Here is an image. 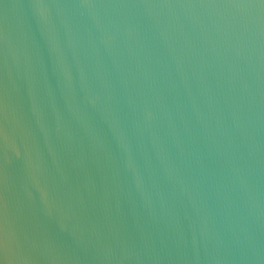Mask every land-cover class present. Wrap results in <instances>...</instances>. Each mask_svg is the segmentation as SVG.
Returning a JSON list of instances; mask_svg holds the SVG:
<instances>
[{"label":"water","instance_id":"95a60500","mask_svg":"<svg viewBox=\"0 0 264 264\" xmlns=\"http://www.w3.org/2000/svg\"><path fill=\"white\" fill-rule=\"evenodd\" d=\"M0 264H264V0H0Z\"/></svg>","mask_w":264,"mask_h":264}]
</instances>
